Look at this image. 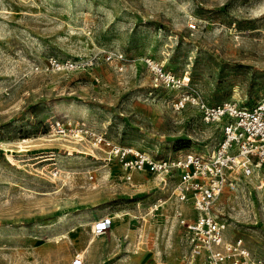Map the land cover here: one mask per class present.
<instances>
[{
    "label": "rangeland",
    "instance_id": "374dc122",
    "mask_svg": "<svg viewBox=\"0 0 264 264\" xmlns=\"http://www.w3.org/2000/svg\"><path fill=\"white\" fill-rule=\"evenodd\" d=\"M263 96L264 0H0V264H69L81 251L83 264H179L173 213L190 205L151 173L123 183L92 135L53 126L162 157L221 139L192 98ZM262 177L239 176L216 212L225 238L264 260ZM101 216L112 225L88 245Z\"/></svg>",
    "mask_w": 264,
    "mask_h": 264
},
{
    "label": "built area",
    "instance_id": "2783aa9c",
    "mask_svg": "<svg viewBox=\"0 0 264 264\" xmlns=\"http://www.w3.org/2000/svg\"><path fill=\"white\" fill-rule=\"evenodd\" d=\"M50 63L59 67L55 59ZM64 65L73 67L71 62ZM192 100L205 123L220 125L222 137L212 149L156 157L115 143L101 133L91 132L84 124L75 125L71 132L70 121H56L53 127L61 135L70 133L79 139L92 135L93 143L102 147L105 160L120 166L123 183H131L133 173H151L161 188L169 187V197L190 205L191 213H184L177 206L173 213L177 224L184 229L187 243L179 264H264L263 259L246 248L241 238H225L226 221L216 212L219 196L224 190L236 191L239 176L264 172V96L251 105L235 100L214 104ZM260 183L264 186V177ZM111 225V216H101L91 226V234L103 236ZM69 264H83V260L75 255Z\"/></svg>",
    "mask_w": 264,
    "mask_h": 264
},
{
    "label": "bare ground",
    "instance_id": "6f19581e",
    "mask_svg": "<svg viewBox=\"0 0 264 264\" xmlns=\"http://www.w3.org/2000/svg\"><path fill=\"white\" fill-rule=\"evenodd\" d=\"M20 146V145H19ZM5 148V147H4ZM23 150V149H22ZM40 155V154H39ZM38 157V156H37ZM119 217V216H121L120 214H116L114 217ZM93 240H94V236H92L91 238H90V240H89V242H88V245L91 243V242H93ZM87 245V246H88ZM77 255L83 260V252L81 251V252H77Z\"/></svg>",
    "mask_w": 264,
    "mask_h": 264
}]
</instances>
